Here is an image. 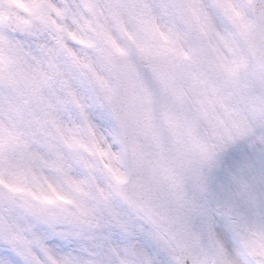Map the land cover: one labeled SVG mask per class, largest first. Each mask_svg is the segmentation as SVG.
Here are the masks:
<instances>
[{"label": "clouds", "instance_id": "9594fccd", "mask_svg": "<svg viewBox=\"0 0 264 264\" xmlns=\"http://www.w3.org/2000/svg\"><path fill=\"white\" fill-rule=\"evenodd\" d=\"M22 2L0 0V148L26 158L0 246L19 264H264V0H80L79 24L66 0ZM149 65L208 101L214 159L192 179L129 149L124 71ZM240 91L255 107L217 109Z\"/></svg>", "mask_w": 264, "mask_h": 264}, {"label": "water", "instance_id": "95a60500", "mask_svg": "<svg viewBox=\"0 0 264 264\" xmlns=\"http://www.w3.org/2000/svg\"><path fill=\"white\" fill-rule=\"evenodd\" d=\"M124 82L130 151L151 166L164 155L175 165L165 174L180 172L185 180L194 178V158L214 157L201 112L187 99L186 89L172 73L151 65L128 67Z\"/></svg>", "mask_w": 264, "mask_h": 264}, {"label": "snow or ice", "instance_id": "6c2138e0", "mask_svg": "<svg viewBox=\"0 0 264 264\" xmlns=\"http://www.w3.org/2000/svg\"><path fill=\"white\" fill-rule=\"evenodd\" d=\"M11 2L15 5L20 6L21 8L24 7L22 0H11ZM114 3L115 0H113V4ZM113 4H110V6H113ZM65 11L69 13L73 22L77 24L80 23V0H66ZM226 11H229L231 14H234L237 17L240 16V12L235 7L229 6ZM113 14L118 17L119 10L114 11ZM0 18H9V14L2 8H0ZM11 23L14 28L23 29L28 24V21L19 15H14V17L11 19ZM70 34L75 37V33ZM84 42L87 43V41ZM0 104H6L10 111L14 112L16 110L15 105L11 101L5 102L2 98H0ZM5 133H7L8 137H12L13 135V133L7 132L6 129L0 127V140L4 138ZM9 151L17 152V146L14 144L10 145ZM117 179L122 181L124 177L118 175ZM0 264H19V259L16 251L8 247L0 246ZM68 264H72V262L69 260Z\"/></svg>", "mask_w": 264, "mask_h": 264}, {"label": "rangeland", "instance_id": "374dc122", "mask_svg": "<svg viewBox=\"0 0 264 264\" xmlns=\"http://www.w3.org/2000/svg\"><path fill=\"white\" fill-rule=\"evenodd\" d=\"M213 102L216 104L217 109L221 112H233L246 106L255 107V105L252 104V102L246 95H244L242 91L234 93L229 101H223L218 96ZM196 103L203 111L205 125L211 135V129L208 127V121L205 118L206 105L208 101H197ZM222 118L223 117H221V119ZM25 159L26 158L22 156L18 151L11 152L4 148H0V193L6 191L5 185L8 183V181L5 178V174L15 173L20 167H22ZM52 187L57 191L58 194H63L55 184H53Z\"/></svg>", "mask_w": 264, "mask_h": 264}]
</instances>
